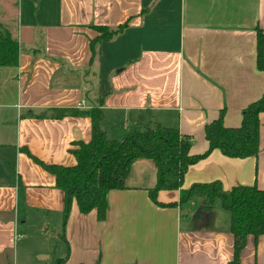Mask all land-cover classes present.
I'll return each mask as SVG.
<instances>
[{"label": "crops", "instance_id": "obj_1", "mask_svg": "<svg viewBox=\"0 0 264 264\" xmlns=\"http://www.w3.org/2000/svg\"><path fill=\"white\" fill-rule=\"evenodd\" d=\"M21 17L15 26L0 13L19 45L17 67L0 68V264H228L233 236L229 218H218L220 203L209 211L197 199L181 206L179 191H160L157 203L175 206L156 205L150 162L136 161L126 189L108 194L103 222L74 204L64 224L63 193L27 153L46 165L75 166L70 152L75 142H90L91 121L54 119L53 112L89 111L102 101L105 133L107 122L126 135L153 121L192 138L190 155L204 154V127L221 111L225 127H239L242 110L264 94L256 67L264 0H59L54 24ZM125 23L91 63L97 34L90 27ZM213 182L225 191L264 190L263 114L257 158L212 151L189 167L181 189ZM50 221L62 240L52 252L49 244H32ZM240 264H264V236L247 238Z\"/></svg>", "mask_w": 264, "mask_h": 264}, {"label": "trees", "instance_id": "obj_2", "mask_svg": "<svg viewBox=\"0 0 264 264\" xmlns=\"http://www.w3.org/2000/svg\"><path fill=\"white\" fill-rule=\"evenodd\" d=\"M127 27V23L114 29L91 26L97 34L89 42L91 63L97 55V47L110 42ZM256 34V67L264 73V37L260 30H256ZM18 55V43L0 24V68L17 67ZM262 114L264 94L242 110L241 124L237 128L224 126V111H221L217 120L204 127L208 144L206 152L193 156L190 155L192 138L181 135L178 129L163 127L153 121L142 129L129 130L120 141L109 139L102 126L104 114L101 101L99 106L89 111L65 109L53 112L54 119L77 117L91 121L90 142H75V149L70 152L75 158V166L46 165L23 151L44 171L54 176L56 188L63 193L64 224L74 204L81 215L95 212L97 221L103 222L108 211V194L126 189V180L136 161L150 162L156 170V183L149 190V196L156 205L175 206L157 203L160 191H179L178 204L181 206L200 199L201 208L209 211L217 201L220 203L221 208L229 214V231L233 236V257L228 264H240L247 238L264 236V190L251 186L225 191L219 182L195 184L188 190L181 188L189 167L206 159L212 151L217 150L229 159L257 158ZM64 262L58 260L55 264Z\"/></svg>", "mask_w": 264, "mask_h": 264}, {"label": "rangeland", "instance_id": "obj_3", "mask_svg": "<svg viewBox=\"0 0 264 264\" xmlns=\"http://www.w3.org/2000/svg\"><path fill=\"white\" fill-rule=\"evenodd\" d=\"M58 6H59V0H0V13L7 14L9 17V20L17 25L16 22L19 19V16L21 15L22 20L25 21H32L34 18L38 20L45 19L50 20L49 22L54 24L57 22V12H58ZM96 73L95 71L93 74ZM92 84V83H91ZM106 127V134L109 139H116L119 141L121 139L120 137H123L125 134H122V129L118 126L114 127L113 129H110V126L108 122L105 124ZM136 124L132 125L126 133L131 129H142L147 124ZM200 200V199H197ZM219 202H216V206H219ZM215 207V205H214ZM185 209V208H184ZM196 211V209H195ZM186 211H183V216ZM219 219L222 218L223 214L226 215V217L229 218V214L222 210H219L218 212ZM198 215V213H197ZM185 217V216H184ZM193 217H196V214L193 215ZM221 224V222H219ZM187 222L184 224L186 226ZM50 226V227H49ZM49 226H47V230L39 233L38 235L34 234V237H38L37 239L33 240L32 244H49L51 247L50 252H52L53 247H59L62 248V244L60 240L61 238V228L60 230H57L54 228L53 224H51V221L49 222ZM17 240L16 242L21 241V236H16ZM46 258V256H44ZM37 259V256L35 257Z\"/></svg>", "mask_w": 264, "mask_h": 264}, {"label": "water", "instance_id": "obj_4", "mask_svg": "<svg viewBox=\"0 0 264 264\" xmlns=\"http://www.w3.org/2000/svg\"><path fill=\"white\" fill-rule=\"evenodd\" d=\"M39 259L42 261V260L48 259V258L47 257L45 258L44 256H41Z\"/></svg>", "mask_w": 264, "mask_h": 264}, {"label": "built area", "instance_id": "obj_5", "mask_svg": "<svg viewBox=\"0 0 264 264\" xmlns=\"http://www.w3.org/2000/svg\"><path fill=\"white\" fill-rule=\"evenodd\" d=\"M15 240H17V237H15Z\"/></svg>", "mask_w": 264, "mask_h": 264}]
</instances>
